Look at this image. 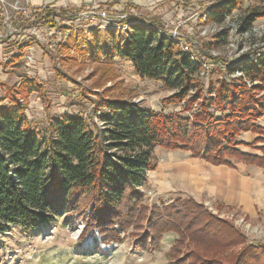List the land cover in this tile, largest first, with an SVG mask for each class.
Listing matches in <instances>:
<instances>
[{"label": "trees", "instance_id": "16d2710c", "mask_svg": "<svg viewBox=\"0 0 264 264\" xmlns=\"http://www.w3.org/2000/svg\"><path fill=\"white\" fill-rule=\"evenodd\" d=\"M243 4L244 0H221L209 12L208 20L221 25L237 10L234 22L238 33L250 32L264 16V6L244 8ZM60 12H57L59 18ZM54 14L52 9L45 10L46 24H53L49 18ZM106 34L105 42L95 34L89 50L93 57L105 61L118 57L129 62L139 78L158 81L166 90L174 92L166 102L183 104L181 111L191 114L165 115L131 102L101 99L96 114L103 129L82 118L63 115L49 120L48 130L39 137L27 122L26 99L33 93L44 96V86L35 78H27L22 71V54L28 48L22 44L16 48L9 71L19 78V85L0 82L3 93L0 98V239L10 232V227L24 233L37 232L54 224L60 212L67 208L73 210L79 201H85L91 206L87 230H98L106 243L121 241L120 233L113 226L124 230L145 219L148 234L142 240H135L137 249L150 250L157 246L165 232H177L182 240L187 233L198 245L205 246V255L211 250L216 254L240 245L241 253L231 255L229 264H264V244H244L231 222L206 217L198 227L195 221L198 225L202 221L193 216L203 214L194 210L198 206L192 198L156 208L148 218L140 216L141 188L148 185L147 174L157 168L155 149L187 153L192 159L212 166L232 167L242 162L264 171V144L261 143L264 128L255 124L264 115V96L260 99L254 96L255 91L264 93V53L254 63L243 60L224 73L231 77L236 69H242L247 80L259 83L257 87L249 91L241 78L212 81L211 72L207 74L205 88L200 82L201 65L192 62L175 43L158 37L154 31L132 24L124 38L114 32ZM228 37L222 31L203 44V52L224 47ZM78 38V33L71 34L58 48L67 51L71 46L76 51ZM247 42L264 49V35L260 38L250 35ZM255 50L251 49L250 54ZM216 112L220 117H216ZM92 126L97 132L91 130ZM242 133L257 136L254 143L263 144L259 148L261 156L238 150L244 144L237 140ZM138 210L141 211L138 213ZM178 243L173 247L174 256L178 254ZM213 257L197 254L193 263H222ZM173 262L184 264L179 259Z\"/></svg>", "mask_w": 264, "mask_h": 264}, {"label": "rangeland", "instance_id": "374dc122", "mask_svg": "<svg viewBox=\"0 0 264 264\" xmlns=\"http://www.w3.org/2000/svg\"><path fill=\"white\" fill-rule=\"evenodd\" d=\"M218 1L220 0H43L42 5H51L60 9L61 15H58L60 18L55 35L49 36L46 32H42L37 45L33 43L35 40L30 42L37 46L35 49L39 54L43 53L38 57L37 68L41 76L40 79L38 78L39 82L44 86L43 98L33 93L26 99L25 114L31 131L41 137L48 130V121L63 115L82 118L87 122L90 121L96 128L103 129V124L98 121L96 114V106L101 99L114 98L131 102L153 113L189 116L190 112L181 111L183 104L166 102L174 92L166 90L158 81L139 78L132 65L125 60L115 57L112 61H105L101 57H93L89 53L90 45L95 34H98L103 42L106 40L107 32H114L119 38H124L127 31L118 30L117 26L129 21L148 22V25L155 28L172 30L177 19L187 20L178 31L187 42L190 39V48L193 51L197 50L201 56L204 55L202 57L206 59L210 69H213L212 81L216 79L225 81L233 78L224 74L225 70L237 67L241 61L246 60V57L242 56L251 52V46L249 42L243 40L245 36H242L241 40L236 30L234 18L239 11H233L232 16L222 28L210 20H203L205 8L211 4L215 5ZM249 5L264 6V0L263 2L244 0L243 7L246 8ZM104 12L113 20L115 26L108 30H90V21L94 22L90 19L104 20L102 14ZM79 14L83 19L74 21V25L70 28L71 34L79 35L77 50H74L76 47L70 46L67 51L58 49L57 52L56 49L54 52L53 47L50 49L49 46H54L60 37L61 45L64 43L62 41L66 29H69L65 23L75 20V15L78 18ZM84 17H87L88 22L84 21ZM87 25L88 33L79 29ZM254 25L256 28L264 26V16ZM220 28L228 33L227 44L215 51L204 53L203 44L217 36L215 34ZM237 46L244 47L247 50L246 54L243 51L237 55L234 50ZM60 56L64 59L61 60ZM54 67L60 75L55 74ZM200 78V82L206 88L207 74L203 75L201 72ZM2 81L12 86L16 77H5ZM242 82L245 83L244 79ZM258 85L257 82L250 88L247 85L246 87L250 91ZM192 94L193 92L190 93ZM254 94L257 99L264 96L261 91H255ZM205 95H207L206 92ZM2 96L3 93L0 91V98ZM215 114L216 117H220L219 112ZM255 124L264 128V115ZM95 126L91 127L93 132H97V129H94ZM261 143L264 144V139ZM261 143L255 144L253 141L250 144H243L238 147V150L240 152L246 150L248 154L261 156L259 149L263 146ZM186 156L180 152L172 154V152L155 149L154 158L157 168L154 172L147 174L148 185L141 188L143 198L140 208L142 210L143 207V210L140 216L148 218L150 212H154L156 208L168 207L171 203H176L178 199L192 198L195 204L201 207V209L194 207V210L203 214V216H193L198 221H202L198 225V222L194 220L198 227L204 224L206 217H215L231 222L233 228L244 239V244L254 246L264 244V214L260 213L257 216L247 214L227 205L223 199L218 200L219 198L213 197L212 193L206 191L208 188L197 187L199 180L202 179H198L194 173L198 176L201 173H207V167L205 170L200 169V166H192ZM235 164L231 168H235ZM211 176L209 179L212 178ZM220 196L224 197L223 194ZM78 203L79 206L75 209L67 208L64 212H60V217L55 219L54 224L37 232L24 233L10 227V232L4 233L0 239V264H174V259H179L184 264H194L193 260L197 254L207 258L213 255V259L221 261V264H229L230 256L239 254L242 250V246L236 245L216 254L211 250L205 255L203 254L206 250L205 246L198 245V242L187 233L183 235L182 240L177 232H165L160 237L158 245L150 250L149 248L148 250L137 249L134 246L135 240L144 239L143 236L145 237L149 230L145 219L136 224L132 223V226L124 230L113 226L115 232L120 233L121 241L106 243L104 236L98 230H87L91 206H88L85 201ZM141 210H138V213ZM183 229L182 231L185 232ZM177 243L178 254L174 256L172 253L176 249L173 247Z\"/></svg>", "mask_w": 264, "mask_h": 264}, {"label": "built area", "instance_id": "2783aa9c", "mask_svg": "<svg viewBox=\"0 0 264 264\" xmlns=\"http://www.w3.org/2000/svg\"><path fill=\"white\" fill-rule=\"evenodd\" d=\"M221 1V0H220ZM219 2V1H218ZM217 4V3H216ZM215 5H210L205 8L204 10V17L203 20H208V14ZM46 9H52L55 11V14L53 16H50L49 21H52L53 24H47L45 23L44 16H45V10ZM58 8H55L54 6H46V5H32L31 0H0V82L4 83L2 81V78L10 77L12 76L10 74V70L12 69V58L17 54L16 48H19L22 44H27L28 48L23 52L22 54V64L21 69L25 73V76L27 78H35L38 81L41 78L40 73L38 72L39 69L37 68L38 59L35 55V48L36 45L40 41L41 33L46 32L49 36L55 35V30L58 28L57 25L59 23V17H57ZM104 20L96 21L97 19L91 18L90 20V26L89 29L94 30H108L111 29L114 25V22L111 18L106 16V13H102ZM81 14L75 15V20H69L65 23L66 27H69V29L66 30V34L63 38L62 42H67L71 31L70 28L72 25H74V21H81L83 18ZM106 18V19H105ZM230 17H227L223 24L219 25L221 28L224 26L225 22ZM40 19V20H39ZM84 21L88 22L87 17H84ZM187 20L177 19L175 22V27L171 30H164L161 28H155L154 26L148 25V22L140 23L138 21H129L128 23L120 26H117L118 30H121L123 32L128 31L130 26L132 24H140L143 27L147 28L148 30L154 31L158 37H162L167 41L173 42L176 44L177 48L182 52L187 54L192 62L199 63L201 65V72L203 75H206L208 73L213 72V69H210L208 66V63L204 57L201 56L199 51H193L190 48V39H188L189 42L185 39V37L181 34L180 31H178L182 26L186 24ZM147 23V24H146ZM235 24V23H234ZM218 25V24H217ZM236 25V24H235ZM215 34H220L223 29H221ZM83 32L88 33V25L79 28ZM237 30V28H236ZM253 35L256 38H260L262 35H264V26H260V28H256L255 25L252 27L250 32H246L244 34H239L242 40V36H245L243 40H248L249 36ZM66 41H65V40ZM35 40L33 43L36 45H32V41ZM61 41V37L57 40V43L54 46H49L51 49L53 47V51L58 52V47ZM31 42V43H30ZM261 45L254 44L251 46V49H256L254 54H248L242 56L243 58L246 57V60L254 63L261 55L264 53L263 47L260 48ZM11 47H14L15 49H11ZM74 48V47H73ZM75 50V48H74ZM235 53L237 55L243 53V51L247 52V50L244 47H235ZM246 50V51H245ZM43 54V53H42ZM236 59V58H235ZM4 65H7V68H4ZM231 77H239L241 79H244L245 84L247 87H251L253 85H256V81L250 82L244 77L242 69L235 70V72L230 75ZM16 77V76H15ZM40 77V78H39ZM39 78V79H38ZM19 78L16 77L15 85H19Z\"/></svg>", "mask_w": 264, "mask_h": 264}, {"label": "crops", "instance_id": "0c3cea01", "mask_svg": "<svg viewBox=\"0 0 264 264\" xmlns=\"http://www.w3.org/2000/svg\"><path fill=\"white\" fill-rule=\"evenodd\" d=\"M42 1L31 0V3L32 5L38 6L42 4ZM35 55L38 59L43 54H39L35 49ZM255 138L256 135L251 133H242L238 141L244 144H250ZM176 152L179 151L172 152V154ZM241 152L245 154L249 153L246 150H241ZM182 154L187 155L186 159L191 161L192 166H200V169L205 170L207 167V173H201L199 176L197 173H194V176L203 180H199L196 185L197 187L204 186V188H208L206 191L212 193L213 197L219 198L218 200L223 199L227 205L242 210L247 214L256 216L260 213L264 214V171L262 169L241 162L236 163L235 168L212 166L208 163L192 159L187 153ZM210 175H212L211 179H209ZM221 194L224 195L223 198L220 196Z\"/></svg>", "mask_w": 264, "mask_h": 264}]
</instances>
